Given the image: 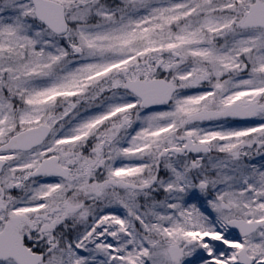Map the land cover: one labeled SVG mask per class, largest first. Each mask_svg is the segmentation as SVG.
I'll use <instances>...</instances> for the list:
<instances>
[{
	"label": "snow or ice",
	"instance_id": "6c2138e0",
	"mask_svg": "<svg viewBox=\"0 0 264 264\" xmlns=\"http://www.w3.org/2000/svg\"><path fill=\"white\" fill-rule=\"evenodd\" d=\"M0 264H264V0H0Z\"/></svg>",
	"mask_w": 264,
	"mask_h": 264
}]
</instances>
